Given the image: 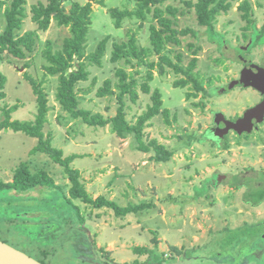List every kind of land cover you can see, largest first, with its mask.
<instances>
[{"label":"rangeland","instance_id":"374dc122","mask_svg":"<svg viewBox=\"0 0 264 264\" xmlns=\"http://www.w3.org/2000/svg\"><path fill=\"white\" fill-rule=\"evenodd\" d=\"M100 1L62 0L68 12L74 3H92L93 23L86 54L94 52L102 39L110 37L102 66H90L88 80L77 85L78 109L101 114L105 119L117 116L122 108L117 70L124 69L130 74L127 83L138 81L136 99L129 93L123 99L128 122L137 123L154 104L153 92L161 91L164 101L161 113L145 125L143 142L150 145L156 140L165 145L174 153L171 159L153 161L155 150L141 151L135 134L122 138L112 131L113 122L106 126L89 125L81 116L74 118L62 108L56 98L60 78L47 73L48 62L43 52L48 41L55 51L60 50L65 39L72 36V26H60L53 20L48 30L40 29L32 19V5L47 0H27V16L16 35L36 31L39 36L36 51L24 59L6 53L5 61L0 63V72L7 76L6 94L0 98V124L9 110L11 121L37 120L38 96L30 78L35 80L49 99L44 137L51 135L54 146L62 149L65 157L80 155L72 166L81 172V181L92 199L105 196L121 207L144 202L154 205L123 216L113 208H98L73 199L80 207L83 224L63 198L69 197L72 186L64 168L47 154H30L39 139L22 131L0 129V183L13 182L16 169L27 163L32 173L47 171L58 187H38L26 192L0 188V240L46 264H264L256 254L263 245L260 235L264 225L253 224L252 211L244 210L240 204L241 194L236 199L228 191L229 185L238 182L235 174L226 182L223 178L220 189L210 182L218 173L240 171L241 166L233 165L241 160L261 167L262 145L255 150L252 146L255 153H250L251 150L238 147L239 143L230 135V150L223 153L222 148L213 144L216 136L209 132L216 113L235 117L258 100L251 89L237 88L226 94L219 89L240 76L243 68L240 54L264 65V0H227L230 7L220 10L213 26L200 25L196 9L188 7L187 0L166 1L180 10L173 27L179 31L190 28L193 33L179 35L178 45L166 44L164 54L187 70L197 58V66L191 72L199 77L204 89L196 90L193 83L176 87L174 83L185 75L168 65L163 74L155 68L150 93L141 88L148 74L147 64H141L137 58L113 62L111 57L116 42H128L134 35L138 47L151 49L146 61L160 62L161 56L150 38V26L160 24L152 16L142 25L137 18H127L123 27L117 28L110 9H135V2L105 0L101 4ZM12 2L5 0L6 4L1 6L0 35L8 23L4 12ZM246 2L250 4L248 10L242 8ZM241 46L248 52L240 51ZM80 62L88 64L90 59H77L69 72L78 69ZM108 79L112 80L115 94L101 96L99 90ZM165 110L169 111V122ZM68 226L75 228L69 234ZM173 246L184 251L177 253ZM136 247L147 251L137 253Z\"/></svg>","mask_w":264,"mask_h":264},{"label":"trees","instance_id":"16d2710c","mask_svg":"<svg viewBox=\"0 0 264 264\" xmlns=\"http://www.w3.org/2000/svg\"><path fill=\"white\" fill-rule=\"evenodd\" d=\"M47 3H37L32 5L33 21L38 23L40 29L48 30L52 21L55 20L60 26H72V36L66 38L64 45L60 50L55 51L53 43L48 41L46 49L43 54L48 64L45 66L46 71L51 76L58 75L60 78V86L56 94V98L62 108L70 113L74 118L81 116L85 122L89 125L106 126L110 122H113L112 131L118 136L125 138L128 134H135L140 142V150L143 152H149L152 149L155 150V155L151 157L156 162H167L173 156V151H170L165 145L158 143L156 140L151 141L150 145H145L143 142L144 128L148 121L161 113L163 106L162 93L159 89H156L152 94L154 104L149 107V110L139 117L137 123L133 124L127 121L126 114L124 112V97L126 94H130L134 99L138 96L137 86L138 81L133 79L130 83H127V79L130 74L126 73L124 69L119 68L117 75L120 77L117 87L121 89L119 93V99L122 103L120 113L112 119H105L101 114L92 115L88 110L78 109L79 99L77 92V85L86 81L89 78L90 72L88 68L92 65L102 66V59L106 55L107 44L110 37H106L100 41L96 50L90 54H86L88 46V34L90 26L93 23L92 3L81 4L74 3L68 12L65 6L62 4V0H47ZM94 1V0H91ZM136 4L135 9L125 8L123 10L119 8H111L110 14L116 19L115 26L117 28L123 27V23L127 18H137L141 21V25L148 20L149 16L155 17L160 24L158 27L155 24L150 26V38L151 43L154 46V50L161 56L160 62L146 61V58L151 54L149 47H138L136 39L131 36L128 42H116L114 44V51L111 57L113 62H118L123 58H129L128 61L133 58H137L141 64H147L149 66L148 74L145 78V82L141 88L146 92H151L150 82L155 79V68H158L159 73H165L167 66H173L177 72H182L185 76L177 80L174 85L176 87H186L189 83H193L196 90H203V84L199 81V77L192 74V69L197 66V58H195L191 64V67L187 70L183 67L173 63L172 58L164 54L166 44L178 45L181 43L179 35H186L193 33L190 28L183 29L181 31L173 27L177 24L174 20L175 16H178L180 10L170 4H166L168 0H132ZM105 0H101L100 3L104 4ZM27 0H13L10 6L6 7L5 17L7 20V26L5 32L0 35V63L5 61L6 53L14 56L15 58L24 59L29 53L36 51L37 42L39 36L36 31H28L22 36H16L18 30L22 28L23 19L27 16L26 6ZM186 5L190 8L196 9L197 18L199 24L202 26H213L217 15L221 9H228L231 3L227 0H198L197 2L185 1ZM6 4L5 0H0V14L2 12V5ZM250 4L246 2L242 8L249 9ZM264 33V26L262 28ZM240 51L241 48H239ZM243 52V51H242ZM90 59V63L80 62L78 63V69L69 72L74 66L77 59ZM30 81L34 84V91L38 96L39 103V115L35 122L31 121H11V110L6 111V119L0 124V129L10 128L14 131H22L25 134L39 139V143L32 149L31 155L37 153H44L57 164L64 168V172L69 176L71 181V188L69 197L63 196L64 200L72 207V213L78 215L77 221L84 224V220L81 218V210L76 205L73 199H81L89 204H92L98 208L104 206L113 208L118 215H127L132 212L143 211L147 208H152L153 202H144L140 205L121 207L117 202L107 199L105 196H99L97 199H92L88 194L85 185L81 181V172L72 166L75 159L80 155L72 154L70 156H64V151L54 146L53 137H44V124L47 121L46 115L49 111V99L48 95L41 87L40 83L35 80ZM7 83V76L3 72H0V98L5 97V85ZM112 80L105 81V85L100 88L99 95H113L115 91L112 89ZM196 95V94H193ZM192 96V94H188ZM13 107L12 109H15ZM165 116L168 121L169 111L165 110ZM38 187L44 188H58L55 184V179L45 170L32 173L27 163L21 164L15 171L14 181L9 183H0V188L16 190L19 192H26ZM2 199H0V202ZM5 201V200H4ZM8 203L12 205V201ZM22 208V207H21ZM75 209V211L73 210ZM72 214V215H73ZM65 216H63L64 218ZM70 216L66 219L68 220ZM68 234L74 230V226H68ZM67 229V230H68ZM5 242V241H4ZM178 250L177 247H174ZM147 249L143 247H136L135 252L144 254ZM41 261V260H40ZM44 263L43 261H41ZM46 264V263H44Z\"/></svg>","mask_w":264,"mask_h":264},{"label":"flooded vegetation","instance_id":"af4514ba","mask_svg":"<svg viewBox=\"0 0 264 264\" xmlns=\"http://www.w3.org/2000/svg\"><path fill=\"white\" fill-rule=\"evenodd\" d=\"M241 50L244 52H248V50L244 47H240ZM240 60L243 63V68L246 66L247 61L251 62V64H255L259 70L264 69V65L258 64L253 61L250 57L240 54ZM241 70V73H242ZM241 73L238 78L233 79L238 80L241 78ZM231 81V82H232ZM228 85L222 86L221 89H219L220 93L226 94L229 91H235L237 88L242 89H251L254 92L257 93L256 99H258L254 104L250 105L245 109V111L242 112V114H238L235 117H228L229 120L235 121L238 118L244 116L245 112L253 107H256L262 103H264V92L254 88V87H243L241 84H236L232 89H229L230 83ZM226 115V114H225ZM216 116V115H215ZM215 118V117H214ZM216 124H214L213 127L210 128V131L212 135H215ZM222 131H219V137L216 136V141L214 140L213 144L216 147L222 148V152L225 153L228 150H230V145L232 144L229 141L230 135H233L238 142V147H242V149H248L250 153H255V148L259 145H262V149L260 150V155L264 157V121L261 123H258L254 126L252 132H244L243 134H239L237 131L231 130L228 135L221 137ZM213 135V136H214ZM249 137H246V136ZM240 136V137H239ZM253 137V139H252ZM254 146V150L251 149V147ZM236 168H239L240 166L242 169L240 171L234 172L232 171L230 174H224V173H218L215 176V179L211 180L210 182L213 183V185L216 187V189H220L222 185V179L224 178V182L228 181V179H231V176H234L237 179L238 182H235V184L229 185V190L232 191L235 196L238 194H241L240 196V204L244 207V210L252 211L250 213L251 216H254V221H252L253 224L262 226L264 225V159L261 161V167H257L254 165L247 164L244 160L238 161V163L233 165ZM244 166V167H243ZM245 168V169H244ZM224 176V177H223ZM223 182V183H224ZM237 199V196H236ZM233 204H236L233 202ZM258 211V212H257ZM258 216V217H257ZM247 222V221H246ZM263 232V233H262ZM262 235L260 237H263V245L257 250V257L264 260V231H262Z\"/></svg>","mask_w":264,"mask_h":264},{"label":"water","instance_id":"95a60500","mask_svg":"<svg viewBox=\"0 0 264 264\" xmlns=\"http://www.w3.org/2000/svg\"><path fill=\"white\" fill-rule=\"evenodd\" d=\"M236 84L243 87H254L264 92V69L259 70L255 64L247 61L242 70L241 78L230 83L229 89ZM264 121V103L248 109L244 116L235 121L229 120L225 113L218 112L215 116L216 128L215 136L219 137V131H222L221 137L229 134L231 130L239 134L252 132L254 126ZM224 177V176H223ZM264 255V254H263ZM0 264H44L29 254L15 248L14 246L0 240Z\"/></svg>","mask_w":264,"mask_h":264},{"label":"crops","instance_id":"0c3cea01","mask_svg":"<svg viewBox=\"0 0 264 264\" xmlns=\"http://www.w3.org/2000/svg\"><path fill=\"white\" fill-rule=\"evenodd\" d=\"M174 247H177V246H173V249H174ZM177 249H178V250H175V249H174L175 251H177V253H182V251H184L183 249L180 250L179 247H177Z\"/></svg>","mask_w":264,"mask_h":264}]
</instances>
